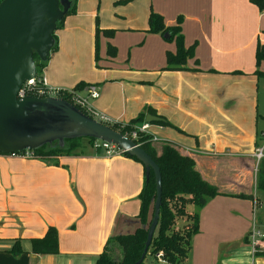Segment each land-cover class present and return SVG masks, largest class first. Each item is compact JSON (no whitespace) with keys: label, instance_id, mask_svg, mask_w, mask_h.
I'll use <instances>...</instances> for the list:
<instances>
[{"label":"crops","instance_id":"0c3cea01","mask_svg":"<svg viewBox=\"0 0 264 264\" xmlns=\"http://www.w3.org/2000/svg\"><path fill=\"white\" fill-rule=\"evenodd\" d=\"M108 1L113 0H77L75 12L65 15L54 33L59 47L41 70L46 84L67 90L80 81L97 86L98 96L88 102L114 123L150 108L168 124L152 134L148 127V133L177 144L217 187L219 194L199 211L198 232L180 264H264V246L253 252L248 242L253 217L264 215L253 156L256 147L264 153L257 112L264 66L255 65L256 43H264V9L252 0H132L123 16L102 17ZM151 10L165 25L181 17L184 46H193L187 68H165L166 53L176 46L147 32ZM96 14L99 26L114 32L99 35L90 72L76 44L83 40L87 47L94 39ZM62 44L70 46L64 53ZM108 45L115 48L113 56ZM85 87L76 92L85 94ZM81 144L76 153L44 160L0 154V264H94L109 237L140 225L143 165ZM240 193L253 198L232 196ZM48 227L57 232L58 252L31 253L30 239ZM16 239L23 250L17 256L9 253Z\"/></svg>","mask_w":264,"mask_h":264},{"label":"trees","instance_id":"16d2710c","mask_svg":"<svg viewBox=\"0 0 264 264\" xmlns=\"http://www.w3.org/2000/svg\"><path fill=\"white\" fill-rule=\"evenodd\" d=\"M77 0H68L69 5L65 15L75 12ZM125 2V0H123ZM259 10L264 9V0H252ZM63 18L57 23L56 29L60 28L63 23ZM181 17L178 16L175 25H165L160 14L150 11L147 19V32L160 33L167 40H174L175 51L166 53V66L168 69H185L186 61L193 56V46L185 47L183 36L180 31ZM100 30L96 25L95 42ZM106 36L113 34V29L103 30ZM167 34L165 37L164 35ZM264 34V31H263ZM54 37V45L50 52L57 48V39ZM98 44H95V59L97 58ZM107 51L110 56L115 54V48L108 45ZM33 58L37 60L36 72L41 74V70L47 63L40 61L36 54ZM255 65L264 66V43L257 41L255 47ZM255 74L261 75V72L256 69ZM82 81L78 82L72 90L76 91L84 86H88ZM63 99L71 102L67 96H62ZM84 112V110H83ZM147 114L156 115L150 108H145L124 124L113 123L109 124L114 130L125 134L134 129V126L144 122ZM160 120L152 122L157 125H166L168 122L159 117ZM83 139L87 144L92 146L94 138L79 137L65 139L63 146H60L57 141L52 144H46L34 150L38 158L46 159L50 155L71 154L76 153L81 147ZM133 141L138 144L158 165L161 173V205L159 210V218L147 248V255L155 257L158 252H161V262L157 259L154 264H180L184 262L190 252L191 239L198 232L199 228V211L207 203L209 199L219 194L217 187L204 180L199 172L194 167L192 157L180 153L177 144L166 141L152 139L151 134L136 131V137ZM134 160L136 158L127 155ZM138 161V160H137ZM256 182L257 190L264 191V156L261 157L256 166ZM235 197L252 199L251 194H235ZM140 202L137 218L140 225L131 233L118 234L109 237L103 246L102 251L98 254L94 264H134L136 263L144 248L146 240L147 228L152 217V207L155 199V182L153 171H149L146 178L144 175L143 186L138 194ZM178 221L181 224L178 226ZM258 224L264 226V215L256 217ZM31 253L34 254H55L58 252L57 232L54 227H48L42 237L30 239ZM23 252L19 239L14 240L9 253L19 255ZM144 259L141 264H144Z\"/></svg>","mask_w":264,"mask_h":264},{"label":"water","instance_id":"95a60500","mask_svg":"<svg viewBox=\"0 0 264 264\" xmlns=\"http://www.w3.org/2000/svg\"><path fill=\"white\" fill-rule=\"evenodd\" d=\"M68 0H0V154L35 150L65 139L89 137L118 146L136 158L147 178L152 170L155 199L141 264L156 228L161 205L158 165L138 144L107 124L94 120L69 101L58 97H17L22 83L36 73L33 54L45 61L54 45V31L65 15ZM165 37L167 34L164 35ZM160 118L147 114L144 121Z\"/></svg>","mask_w":264,"mask_h":264},{"label":"built area","instance_id":"2783aa9c","mask_svg":"<svg viewBox=\"0 0 264 264\" xmlns=\"http://www.w3.org/2000/svg\"><path fill=\"white\" fill-rule=\"evenodd\" d=\"M84 92L85 94L80 95L72 89L67 90V89L50 87L46 84L42 74H37L36 72L32 78L22 83L21 87L17 92V97L22 98L24 96H36V97L51 96V97L62 98V96H67V98L71 100L70 103L75 105L81 111L84 110V113L90 116L91 118H93L94 120L107 125L113 124L114 122H110V120L106 116L98 113L94 108L91 107V105L88 102L89 99H94L98 96L97 86L89 84L88 86L85 87ZM148 127H149V123L144 122L140 126H134V129L132 131H130L129 133L126 132L123 135L133 140L136 137V131L149 134ZM152 139H155L153 135H152ZM92 147L95 149L103 150L106 155L124 153L115 144L107 143L100 139H95L92 143ZM10 155L25 159L38 158L35 155L34 150H25L22 152L12 153ZM253 156L256 160V163H258L259 159L264 156L263 148L256 147L253 152ZM248 242L251 248L253 249V252L257 251L259 248L264 246V226H259L255 217H253L252 219L251 227L248 232ZM155 257L159 262L162 261L161 252H158L155 255Z\"/></svg>","mask_w":264,"mask_h":264},{"label":"rangeland","instance_id":"374dc122","mask_svg":"<svg viewBox=\"0 0 264 264\" xmlns=\"http://www.w3.org/2000/svg\"><path fill=\"white\" fill-rule=\"evenodd\" d=\"M131 1L132 0H125V2H123V0H113V1H108L107 3H104L103 6H102V14H101V16L102 17L123 16L124 14L122 13L121 10L124 7H126L127 5H129L131 3ZM133 1H135L136 3H139L141 0H133ZM96 7H98V3L97 2H96ZM95 21H96L95 25H97L99 27V30H100V32L98 34V37H99L100 34L101 35H105L104 32H103V30H105V29H103L102 27L99 26L98 14L95 15ZM58 29H56V30H58ZM54 33H56V32L54 31ZM98 37H97V41L95 42V34H94V39L91 40V42L87 43V47L85 46L83 40L76 44V48L78 50L80 63L82 64V67H85V66H87V64H89V71L90 72L93 71L92 67L94 66V63H93V66H92V63L90 64V59L92 60V58H93V61L95 60L94 59L95 58V44L96 43L98 44ZM57 42H58V40H57ZM69 48H70L69 45H65L64 46L62 44V49L60 50V53H64V51L68 50ZM56 49H54L52 52H54ZM50 54L48 55L47 60L49 59ZM34 60H35V64H36L37 60L36 59H34ZM261 86H262V82H261ZM257 100H258V105H257L258 123L261 124L262 128L264 129V90H263V88H261L259 90V96H258ZM155 127H158V125L157 124H153V123H149V128H150L149 131H150V133H151V130L153 128H155ZM262 128H259V130L262 129ZM83 141H85V140L83 139ZM54 143L55 142H52L51 144L53 145ZM258 195H259V197L261 196L260 199H261L262 203L264 204V191H258ZM177 223H178V226L181 224L180 221H178ZM155 261H156V258L147 255V257L145 258L144 264H154Z\"/></svg>","mask_w":264,"mask_h":264}]
</instances>
